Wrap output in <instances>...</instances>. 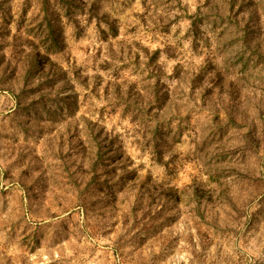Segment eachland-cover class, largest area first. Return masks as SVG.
Instances as JSON below:
<instances>
[{
	"label": "rangeland",
	"instance_id": "1",
	"mask_svg": "<svg viewBox=\"0 0 264 264\" xmlns=\"http://www.w3.org/2000/svg\"><path fill=\"white\" fill-rule=\"evenodd\" d=\"M67 1L0 0V264H264V0Z\"/></svg>",
	"mask_w": 264,
	"mask_h": 264
},
{
	"label": "trees",
	"instance_id": "2",
	"mask_svg": "<svg viewBox=\"0 0 264 264\" xmlns=\"http://www.w3.org/2000/svg\"><path fill=\"white\" fill-rule=\"evenodd\" d=\"M69 4H71V5H73V6H75V4H74V0H71V1H67ZM68 6H70V5H68Z\"/></svg>",
	"mask_w": 264,
	"mask_h": 264
}]
</instances>
